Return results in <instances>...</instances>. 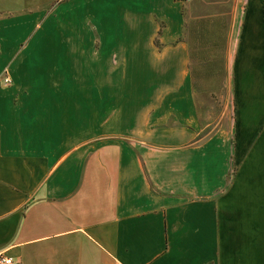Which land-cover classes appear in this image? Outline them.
Instances as JSON below:
<instances>
[{
	"label": "crops",
	"instance_id": "0c3cea01",
	"mask_svg": "<svg viewBox=\"0 0 264 264\" xmlns=\"http://www.w3.org/2000/svg\"><path fill=\"white\" fill-rule=\"evenodd\" d=\"M36 3L0 0V253L264 264V0Z\"/></svg>",
	"mask_w": 264,
	"mask_h": 264
},
{
	"label": "rangeland",
	"instance_id": "374dc122",
	"mask_svg": "<svg viewBox=\"0 0 264 264\" xmlns=\"http://www.w3.org/2000/svg\"><path fill=\"white\" fill-rule=\"evenodd\" d=\"M52 3V0H37L36 8L38 7V12L49 10ZM41 14L39 13L38 16ZM69 21L64 19L62 16H59L58 20L55 21V24L63 28V24H67ZM76 23V20H75ZM76 26H80L79 23ZM74 39V37L72 36ZM83 39V37L80 36ZM84 44H87L86 37H84ZM223 74L217 76V80L221 78ZM219 86V87H218ZM221 85H215V94L208 95L207 93H197L195 98L197 102V107L199 108V118L202 123L209 124H218L223 128H227L231 122V111H230V101H229V89L227 87L220 88ZM223 93V96H221Z\"/></svg>",
	"mask_w": 264,
	"mask_h": 264
},
{
	"label": "built area",
	"instance_id": "2783aa9c",
	"mask_svg": "<svg viewBox=\"0 0 264 264\" xmlns=\"http://www.w3.org/2000/svg\"><path fill=\"white\" fill-rule=\"evenodd\" d=\"M2 81L4 83H7L9 81V78L4 75L2 76ZM0 264H13V260L10 256L0 253Z\"/></svg>",
	"mask_w": 264,
	"mask_h": 264
}]
</instances>
